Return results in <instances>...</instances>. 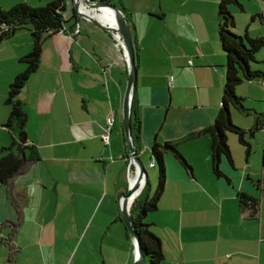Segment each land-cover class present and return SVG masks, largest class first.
Masks as SVG:
<instances>
[{
  "label": "crops",
  "instance_id": "0c3cea01",
  "mask_svg": "<svg viewBox=\"0 0 264 264\" xmlns=\"http://www.w3.org/2000/svg\"><path fill=\"white\" fill-rule=\"evenodd\" d=\"M46 1L0 0V8ZM121 1L134 22L140 156L156 168L153 144L170 141L191 165L171 152L164 155V192L158 209L145 217L161 238L160 264H264V205L251 216L239 204L241 192L255 196L246 178L254 183L262 172L264 179V158L260 171L248 159L237 166L223 156L224 175L217 176L212 138L203 132L217 118L226 80L221 0ZM69 9L65 28L45 38L40 66L19 95L27 110V142L39 158L0 184V264H133L136 258L118 210L131 166L123 115L126 50L101 20L72 18ZM21 32L0 45L3 154L19 140L7 125L10 84L25 69L20 58L33 49L31 34ZM111 113L115 125L105 144ZM12 151L18 152L16 146Z\"/></svg>",
  "mask_w": 264,
  "mask_h": 264
},
{
  "label": "trees",
  "instance_id": "16d2710c",
  "mask_svg": "<svg viewBox=\"0 0 264 264\" xmlns=\"http://www.w3.org/2000/svg\"><path fill=\"white\" fill-rule=\"evenodd\" d=\"M122 8L127 19L134 25L133 18L121 0H105ZM242 0H221L218 7L219 19V40L227 54L226 80L224 84L222 106L215 119V122L203 132L210 134L212 138V169L217 176L224 175L220 164L223 156H227L233 163L231 147L228 141L229 132L238 134L243 144L249 143L245 139L246 132L252 134L255 130L264 129V113H258L255 125L250 129H243L233 122V108L241 113L249 114L250 110L244 104L245 97L237 93V87L246 80L263 79L264 71L256 70L251 67V62L255 60L256 53L264 46V37L250 38L244 37L233 32L232 28L236 25L230 5L241 4ZM66 0H54L45 6H31L26 2L13 5L8 9L0 8V44L4 39L12 37L17 30L26 29L30 31L33 39V49L30 53L22 56L20 60L25 64V69L16 75L10 84L9 94L6 99L11 106L10 119L7 125L17 131L19 140L8 148L7 153L0 152V184L8 183L14 176L25 169L26 163L30 160L39 158V152L35 145L28 144V136L25 129L27 122V110L24 103L19 99V95L30 77L40 66L43 51V42L46 37L55 32H59L65 27L66 19ZM77 9H74L72 18H78ZM114 114V113H111ZM115 116V115H114ZM106 125V124H105ZM114 127V126H113ZM141 120L138 116L136 99V88L132 101V130L135 146L140 153ZM112 132V131H111ZM12 146H16L18 152L12 151ZM177 145L167 141L165 143L155 142L152 146V155L158 166V185L154 194L148 195L146 200L138 210L140 196L147 190L149 179L142 192L138 195L131 207V218L136 231L142 239L143 251L146 257L150 258V264H160L164 259L161 238L157 236L145 222V217L149 212L158 209L160 198L164 192L166 182V167L164 155L171 152L187 168L191 169L184 156L176 147ZM249 151V150H248ZM239 204L242 210L249 209L251 216L256 215L260 210V200L250 194L241 192L239 194Z\"/></svg>",
  "mask_w": 264,
  "mask_h": 264
},
{
  "label": "rangeland",
  "instance_id": "374dc122",
  "mask_svg": "<svg viewBox=\"0 0 264 264\" xmlns=\"http://www.w3.org/2000/svg\"><path fill=\"white\" fill-rule=\"evenodd\" d=\"M54 0L46 1L43 3L42 6L47 5L48 3ZM81 2V0H80ZM73 3V4H72ZM242 6L239 4H231L230 10L233 12L236 20V25L232 28L233 32L238 35L255 38V37H264V0H242ZM66 12H70L71 5L73 8H76L75 0H66ZM86 6V4H84ZM34 6V5H31ZM75 6V7H74ZM37 7V6H36ZM94 14V12H93ZM20 31L22 34L20 35H28V30L26 29H19L16 31L15 34L19 33ZM14 34V35H15ZM31 34V33H30ZM13 35V36H14ZM12 36V37H13ZM32 37V36H31ZM49 37V36H48ZM11 38V37H10ZM10 38H6L0 45H3L5 41L9 40ZM47 38V37H46ZM14 47L7 48L5 52L8 51V56H11V52ZM25 67V64H21ZM251 67L256 70L264 71V46L256 53V58L254 61L251 62ZM237 93L243 97H245L244 104L247 108H249L250 113L245 114L241 113L238 110H232V118L233 122L243 128V129H250L252 128L257 119L258 113H264V80L263 79H253V80H246L237 87ZM245 139L250 145V148L247 144H243L238 134L234 132H229L228 134V141L231 147V152L235 163L237 166H243L247 164L246 160L248 159L253 165L254 169H258L262 171L263 169V158H264V129L259 128L254 131L252 134L249 130L246 132ZM249 150V151H248ZM142 158V157H141ZM143 162L145 163L148 174H149V183L147 190H145L142 195L140 196V202L138 203V210H140L142 203L146 200L148 195H153L158 184V166L156 168H152L149 166L150 161L142 158ZM131 163V162H130ZM130 169V168H129ZM127 176L134 177V168L132 167L130 171H127ZM129 182V180H128ZM151 184L153 187L151 189ZM247 186V187H246ZM245 187L251 191L259 200H260V207L264 205V179L262 177V172L259 177H256V181L253 183L251 180H247ZM128 187L126 191L123 193H127ZM120 207V206H119ZM132 207V206H131ZM119 210V219L120 225H125V222L122 218L121 209ZM159 219L162 220L163 217L159 216ZM145 264H150V258L146 257Z\"/></svg>",
  "mask_w": 264,
  "mask_h": 264
},
{
  "label": "water",
  "instance_id": "95a60500",
  "mask_svg": "<svg viewBox=\"0 0 264 264\" xmlns=\"http://www.w3.org/2000/svg\"><path fill=\"white\" fill-rule=\"evenodd\" d=\"M86 6H91L97 11L102 10L101 6L111 10L116 18L117 25L112 26L103 25L105 29L118 32L121 36V39L124 43L126 50L128 62H129V78L127 83V88L124 97V106H123V115H124V131L126 136L127 151L131 158V164L134 168V177L129 178V186L127 193H122L119 197V203L121 207V213L123 221L125 222L130 235L133 237L135 246H136V258L133 264H145L146 254L143 251L142 239L139 233L136 231V228L133 224L131 218V207L127 206L128 199L135 195L137 192L140 194L143 188L148 182V170L143 162L140 153L138 152L135 142L133 139V130H132V101L133 95L136 88V80L138 75L137 67V52L135 46V39L133 35V28L129 20L127 19L122 8L118 5L109 3L105 0H82ZM78 15L84 18H88L91 21H97L98 19L94 15H90L84 12L80 8V0H75ZM101 13V11L99 12ZM145 182L142 184V181ZM126 203V204H125Z\"/></svg>",
  "mask_w": 264,
  "mask_h": 264
},
{
  "label": "bare ground",
  "instance_id": "6f19581e",
  "mask_svg": "<svg viewBox=\"0 0 264 264\" xmlns=\"http://www.w3.org/2000/svg\"><path fill=\"white\" fill-rule=\"evenodd\" d=\"M88 8H90L93 12H94V16L97 18V19H99V20H101V21H103V22H108V23H110L112 26H116L117 25V21H116V18H115V16H114V14H113V12L111 11V10H109L108 8H106V7H103V6H101L100 8H102V10H100L101 11V13H99L100 11H97L96 9H94L93 7H89V6H87ZM80 8H81V3H80ZM84 12H86V13H88V14H90L91 15V13L90 12H88V11H86V10H84ZM131 167V166H130ZM133 167V166H132ZM145 182V180L144 181H142V184ZM138 192L135 194V195H133V196H131L129 199H128V205L127 206H129V207H131L132 205H133V202L135 201V199L138 197ZM126 204V203H125Z\"/></svg>",
  "mask_w": 264,
  "mask_h": 264
},
{
  "label": "built area",
  "instance_id": "2783aa9c",
  "mask_svg": "<svg viewBox=\"0 0 264 264\" xmlns=\"http://www.w3.org/2000/svg\"><path fill=\"white\" fill-rule=\"evenodd\" d=\"M102 23L104 25L110 24L108 22H103V21H102ZM114 34H115V37L118 41L117 45H119L121 43L124 44L122 39H121L120 34L118 32H114ZM104 71L106 72V70H104ZM114 125H115V116H114V114H110L106 118V125L104 127V132L102 134V139H103L105 144H108L110 142V134H111V131H112ZM152 165H153V163H152ZM131 167H132V164H131ZM131 167H130V169H131ZM130 169H129V171H130ZM129 178H132V176H129Z\"/></svg>",
  "mask_w": 264,
  "mask_h": 264
}]
</instances>
